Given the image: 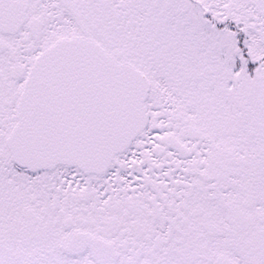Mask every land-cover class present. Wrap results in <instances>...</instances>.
<instances>
[{"label":"snow or ice","instance_id":"1","mask_svg":"<svg viewBox=\"0 0 264 264\" xmlns=\"http://www.w3.org/2000/svg\"><path fill=\"white\" fill-rule=\"evenodd\" d=\"M0 264H264V0H0Z\"/></svg>","mask_w":264,"mask_h":264}]
</instances>
